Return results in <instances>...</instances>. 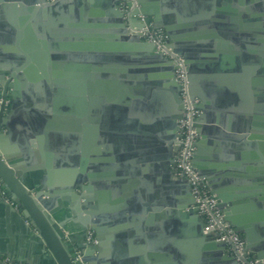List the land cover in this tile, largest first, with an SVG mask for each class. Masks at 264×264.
<instances>
[{
	"label": "water",
	"instance_id": "1",
	"mask_svg": "<svg viewBox=\"0 0 264 264\" xmlns=\"http://www.w3.org/2000/svg\"><path fill=\"white\" fill-rule=\"evenodd\" d=\"M119 1L0 0V208L19 211L49 255L44 264H108L110 231L143 216L93 193L107 182L132 181L139 164L149 161L148 248H198L204 261L239 264L224 241L204 231L189 181L173 173L184 103L175 63L131 32L140 12L183 58L188 92L197 99L192 165L245 252L264 261V222L246 212L249 200L230 192L204 150L210 130L220 131L209 124L218 122L207 100L210 87L264 86V0H135L138 8L130 11ZM38 86L58 91L51 97L35 92ZM251 126L256 122L243 126L252 132L249 148H263L255 139L264 136ZM223 127L228 130L227 123ZM100 128L111 136L105 148ZM67 222L86 236L94 232L96 242L67 244ZM179 234L182 240L171 237Z\"/></svg>",
	"mask_w": 264,
	"mask_h": 264
},
{
	"label": "crops",
	"instance_id": "2",
	"mask_svg": "<svg viewBox=\"0 0 264 264\" xmlns=\"http://www.w3.org/2000/svg\"><path fill=\"white\" fill-rule=\"evenodd\" d=\"M200 87V86H199ZM208 87V86H207ZM62 89L65 87L62 86ZM206 93L205 86L200 87ZM35 92L47 91L54 94L58 91L57 86H38ZM67 97L71 96V87L66 86ZM208 91V90H207ZM210 95L207 97L211 104V110L217 114V125L220 131L211 129L209 132V143H206L205 156L209 164L216 166L218 174H223L227 180L230 192H234L237 199H244L252 205L246 212L254 213V220L264 222V145L263 148H249L250 140L247 136L250 131H245L248 121L256 122L253 132L264 136V86H211ZM202 94V93H201ZM206 96V95H203ZM11 98H8V101ZM53 104H50L52 107ZM67 108L71 109L68 102ZM36 109H43L38 103ZM252 114L254 115L253 117ZM256 114L259 118H256ZM250 117V119H249ZM227 123L228 130L223 127ZM4 131V128H2ZM17 131V129H16ZM104 129H99L100 147L105 148L109 137ZM225 132V133H224ZM119 132L113 131V136ZM240 134H246L239 137ZM263 138H256L255 140ZM140 170L137 176L122 183H106L101 194L104 202H114L115 206H125L124 210H130L132 216L141 217L142 222L127 220L120 222L116 228L110 231L111 238L105 244V259L111 264H217L213 261H204L203 251L198 248H148L150 242V163L145 161L139 164ZM105 194V196H104ZM147 206V213L139 211ZM257 206V209H252ZM127 206V207H126ZM62 209V207L60 208ZM126 216L128 213H125ZM69 231L65 241L67 244L84 246L88 242L89 235L96 242L94 232L85 235L84 229L70 222L65 224ZM259 231V230H258ZM175 240H182L181 235H171ZM149 238V239H148ZM186 247V245H183ZM194 249V250H193ZM9 254V255H8ZM195 256L191 261L186 258ZM0 256L8 260L14 259L15 264H44L49 255L43 252V244L26 224L18 211L12 212L4 205L0 208ZM21 261H18L16 259ZM24 259L29 260L26 263ZM108 263V264H110Z\"/></svg>",
	"mask_w": 264,
	"mask_h": 264
},
{
	"label": "built area",
	"instance_id": "3",
	"mask_svg": "<svg viewBox=\"0 0 264 264\" xmlns=\"http://www.w3.org/2000/svg\"><path fill=\"white\" fill-rule=\"evenodd\" d=\"M120 5L124 10L130 11L138 8L135 0H120ZM129 3V4H128ZM138 27H134L131 32H137L156 45L157 50L172 60L175 65L176 80L180 84V95L184 103L182 118L179 120L178 135L174 142L172 170L177 178L187 179L190 183L191 193L194 195L198 214L204 222V231L211 233L214 239L226 243L225 252L233 256L239 264H264V261L251 255L244 250V242L238 232H236L224 219L223 214L217 208V201L213 194L206 188L203 179L192 165V157L198 139L194 123L200 115V109L196 106L197 99H192L186 81V72L183 58L166 46V36L161 29H155L152 22L146 23L140 12L135 13ZM1 101V100H0ZM8 100L5 101L7 103ZM0 194L3 190L0 184ZM88 242L93 239L88 235ZM78 258L80 251L77 250ZM0 261L4 264L11 263L7 258L0 256ZM15 264V263H11Z\"/></svg>",
	"mask_w": 264,
	"mask_h": 264
},
{
	"label": "flooded vegetation",
	"instance_id": "4",
	"mask_svg": "<svg viewBox=\"0 0 264 264\" xmlns=\"http://www.w3.org/2000/svg\"><path fill=\"white\" fill-rule=\"evenodd\" d=\"M10 101V100H9Z\"/></svg>",
	"mask_w": 264,
	"mask_h": 264
}]
</instances>
